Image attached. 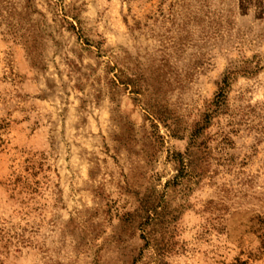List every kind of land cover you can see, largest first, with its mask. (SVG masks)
Listing matches in <instances>:
<instances>
[{
  "label": "rangeland",
  "instance_id": "1",
  "mask_svg": "<svg viewBox=\"0 0 264 264\" xmlns=\"http://www.w3.org/2000/svg\"><path fill=\"white\" fill-rule=\"evenodd\" d=\"M0 264H264V0H0Z\"/></svg>",
  "mask_w": 264,
  "mask_h": 264
}]
</instances>
